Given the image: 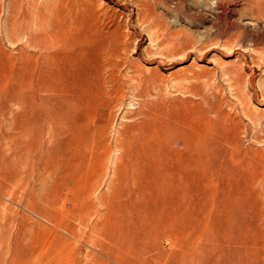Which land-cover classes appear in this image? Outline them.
<instances>
[{
  "label": "rangeland",
  "instance_id": "374dc122",
  "mask_svg": "<svg viewBox=\"0 0 264 264\" xmlns=\"http://www.w3.org/2000/svg\"><path fill=\"white\" fill-rule=\"evenodd\" d=\"M55 1L0 0V264H264L260 0ZM73 5L79 21L63 26L70 45L59 52L57 28L41 24ZM43 37L52 54L79 62V86L103 91L91 107L83 97L89 144L78 151L82 171L67 178L39 162L70 149L54 135L63 108L52 99L57 117L46 122L36 108ZM145 129L148 175L135 165L136 142L119 140ZM213 140L233 154H208Z\"/></svg>",
  "mask_w": 264,
  "mask_h": 264
},
{
  "label": "bare ground",
  "instance_id": "6f19581e",
  "mask_svg": "<svg viewBox=\"0 0 264 264\" xmlns=\"http://www.w3.org/2000/svg\"><path fill=\"white\" fill-rule=\"evenodd\" d=\"M29 1V0H27ZM57 1V0H56ZM55 1V3H56ZM146 1V0H145ZM156 2L160 3V0H155ZM226 1V0H225ZM247 1V0H246ZM62 3V2H61ZM66 3V2H64ZM253 3V2H252ZM161 4V3H160ZM256 4V3H253ZM228 5V4H227ZM231 5V4H230ZM80 6V4H79ZM148 6V5H147ZM146 6V7H147ZM218 6V5H217ZM229 6V5H228ZM258 10L260 13H264V0H260V3L257 5ZM64 7V5H63ZM219 7V6H218ZM228 8V7H227ZM231 10V9H230ZM36 11V10H35ZM257 14V13H255ZM148 15V14H147ZM229 18V17H228ZM231 19V18H230ZM56 20V21H55ZM79 21V14H78V9L77 6L73 5L71 7H67L66 11H58V13L55 12V15H51L48 17L47 22L42 23L41 25L45 27L46 29L51 28L52 26H54L55 28H57L55 30L56 33V43L57 44H61L60 45V51L63 50H67V48L69 47L70 43L68 41L67 38V34L65 33V30L63 29V26H65L66 24H70L72 27L75 25V23L78 24ZM223 21V20H222ZM150 24V23H149ZM75 27V26H74ZM80 27V26H79ZM44 30V31H45ZM36 32V31H35ZM34 32V33H35ZM62 32V33H61ZM45 33V32H44ZM41 34V33H40ZM47 34V33H46ZM39 35V34H37ZM16 36V35H15ZM43 36V34H42ZM47 37V36H46ZM43 37V38H38L37 41L39 44L44 43V45L47 47V50H45L44 53H41V55L37 56V59L35 60V69H34V74H35V80H34V92H35V97H36V108L37 110L40 112L42 119L45 120V122L47 121L46 119H52V121H55L54 117H57L56 115H54L52 112V110L50 109V102L52 99H55L57 101V104L61 106V108H63L62 111V119H61V125L62 127L60 128L58 134L59 135H55V139L59 140L60 142H62V140L65 138L67 140L66 146L69 147L67 148L68 151L65 152V158H61V161H55L52 159H57V158H53L48 156L49 158L46 159H39V162L44 163L43 166H45V170H47V172H55L56 171V166L57 165H61V167L57 169L58 171H61V174L63 175V177L65 176L66 178L70 175L69 173L73 170L75 172H80L82 171L83 168H80L79 170L78 167L81 166V162L83 163V159L80 157V153L79 148H81V151L89 144V140L87 141V139H83L80 140V138L82 137L81 135H83V131L85 132L86 135H88L87 130H85L82 127H79L78 124L82 123L81 121L84 119V114L80 113L81 109H82V104H83V97L88 95L87 98V102L89 104H87L86 106H90L93 105V103L95 102V100L98 98V96L100 97L102 94V89L100 87H93V90L89 87L88 84H84L79 86L77 83H79V72H78V67L80 66L79 62L77 60H71V63H66V55L65 54H57L54 55L51 53L50 51V44L47 42V38ZM72 41V40H71ZM75 42V41H74ZM55 43V44H56ZM77 43V42H76ZM82 43V42H80ZM90 44V43H89ZM242 44V43H241ZM263 44V43H262ZM75 45V44H74ZM79 45V44H78ZM27 46V45H26ZM241 46V45H240ZM258 46V45H257ZM41 47V46H40ZM90 48V46H89ZM249 48V47H248ZM247 48V49H248ZM91 49V48H90ZM255 48H253L254 50ZM257 50H260L264 53V44L262 47L258 46L256 48ZM256 50V51H257ZM108 51V50H107ZM252 51V50H250ZM257 53V52H256ZM259 53V52H258ZM97 54V53H96ZM250 54V53H249ZM251 55V54H250ZM89 56V55H88ZM95 56V55H93ZM259 56V55H258ZM96 57V56H95ZM115 57V55H114ZM90 59V58H89ZM263 59V58H262ZM88 62V61H87ZM87 62H85L86 64H88ZM92 64V62H91ZM94 64V63H93ZM92 66V65H90ZM95 66V65H94ZM100 66V65H99ZM86 67H88L86 65ZM93 67V66H92ZM105 67V66H104ZM109 67V66H108ZM83 68V67H82ZM98 68V66H97ZM101 68V67H100ZM99 68V69H100ZM33 69V68H32ZM110 69V68H109ZM108 69V70H109ZM96 70V69H95ZM94 70V71H95ZM119 71V70H118ZM97 72V71H96ZM103 75V74H102ZM98 76V75H97ZM106 76V75H104ZM116 76V75H115ZM83 77V76H82ZM109 77V76H108ZM107 77V78H108ZM53 79L56 80L57 82L55 84H53ZM110 80V79H109ZM112 80V79H111ZM106 81V80H104ZM119 81V80H118ZM263 82V81H262ZM101 83V82H100ZM99 83V84H100ZM101 86V85H100ZM112 86V85H111ZM110 87V86H109ZM103 88V87H102ZM264 91V89H263ZM91 107V106H90ZM52 111V112H51ZM140 111V110H139ZM76 113V115L78 116V118L76 119L74 114ZM54 116V117H53ZM133 116V115H132ZM148 116V114H147ZM123 117V116H122ZM91 118V116H90ZM67 119H71V122H69ZM125 119V118H124ZM134 120V119H133ZM129 121V120H128ZM60 125V124H57ZM81 125V124H80ZM100 125V124H99ZM85 126V125H84ZM102 127L100 126V129ZM48 128H46L47 130ZM98 128V134L100 131V136L103 133V130H100ZM139 129V128H137ZM164 129V128H163ZM116 130V129H115ZM118 131V130H116ZM54 132V131H53ZM119 132V131H118ZM52 132L49 130L47 132V137L45 138V140L41 141V145L42 148H44L46 146V142L47 140H50L51 134ZM65 134V135H64ZM116 135V134H115ZM132 135V134H131ZM94 136V135H93ZM119 136V135H118ZM92 137V136H91ZM120 137V136H119ZM133 137V136H132ZM116 138H118L116 136ZM75 139H77V142H74L73 144H71V141H74ZM115 139V138H114ZM119 139V138H118ZM123 139V138H122ZM121 140L123 143H121L122 148H127L131 147V143L132 142H136V153L139 154L138 160L136 161L137 164H135L136 166H138V169H141L140 172L143 175H148V168L150 169L153 164H154V156H155V150L152 149L149 146V138L147 137L146 134V129L143 130L141 132V137L138 139H135L136 141H134V139L132 141H127L126 139L123 141ZM35 140V139H34ZM98 140V139H97ZM97 140H94L93 142H97ZM117 140V139H116ZM115 140V142H116ZM37 141V140H36ZM35 142V141H34ZM233 142V141H232ZM119 143V142H118ZM116 142V144H118ZM229 141H223V140H217V141H211L208 142V146L206 148H204L203 150H207L208 154L212 153L215 154L216 156L219 157H223L225 158L227 155H232L233 152L230 151L229 149H227V147L225 146V144H228ZM116 144H114L116 146ZM131 144V145H130ZM183 147H185L186 149L191 145L190 141H186V142H182ZM230 144V143H229ZM65 145V144H64ZM36 147V146H35ZM116 148V147H115ZM35 150V149H34ZM62 150V149H61ZM116 150V149H115ZM119 150V148H118ZM117 150V152H118ZM192 150L193 146H192ZM191 150V151H192ZM64 151V150H63ZM122 151V150H121ZM170 153L168 154V152H165L163 150L162 155H164L166 157V154H168V159H166L167 161H170L171 159V154H173V148H170ZM116 152V151H115ZM27 153V152H26ZM33 153V152H32ZM120 153V151H119ZM63 154V153H61ZM59 155V154H58ZM98 155V154H97ZM60 157V156H59ZM58 157V158H59ZM95 157V156H94ZM175 157V156H174ZM26 158V157H25ZM117 158V157H116ZM121 158V157H119ZM118 158V159H119ZM164 158V157H163ZM187 158V157H186ZM50 159L52 161H50ZM64 159V160H62ZM116 160V159H115ZM184 160V159H183ZM223 160V159H222ZM46 161V162H45ZM56 162L57 165H55L56 163H50V162ZM120 163V160H118ZM117 161V162H118ZM116 161L114 163H117ZM118 163V164H119ZM54 164V165H53ZM114 169L115 168V165ZM119 166V165H118ZM21 167V166H20ZM26 168V167H25ZM43 168V167H42ZM41 168V169H42ZM127 168V167H126ZM125 168V169H126ZM145 168V169H144ZM20 169V168H19ZM113 169V170H114ZM144 169V171H143ZM222 169H225V174L226 171H228V169L232 170V174L235 175L236 172H234V168L229 167L227 165L222 166ZM77 170V171H76ZM134 170V169H133ZM29 171V170H28ZM90 171V170H88ZM107 171V170H106ZM39 172V171H38ZM42 172V170H41ZM115 172V171H113ZM124 172V171H123ZM23 173V172H22ZM40 173V172H39ZM46 173V171H45ZM49 173V175H50ZM88 173V172H87ZM104 173V172H103ZM55 174V173H54ZM115 174V173H114ZM48 175V174H47ZM48 175V177L46 176V178H50V176ZM56 175V174H55ZM123 175V174H122ZM192 176V173L190 174ZM41 176V175H40ZM71 176V175H70ZM39 176H37V180H40L38 178ZM116 177V176H115ZM15 178V177H14ZM132 178V176H131ZM145 178V176H144ZM54 179V178H53ZM114 179V178H111ZM124 179V178H123ZM44 180V178H43ZM60 180V177H59ZM68 180V179H67ZM91 180L92 177H91ZM13 181V180H12ZM20 181V180H19ZM41 181V180H40ZM45 181V180H44ZM50 181V180H49ZM45 182V185L47 184V182ZM52 181V179H51ZM61 181V180H60ZM69 181V180H68ZM67 181V182H68ZM89 181V180H88ZM112 181V180H111ZM189 183L190 182H194V180L192 179H188ZM103 182V181H102ZM113 182V181H112ZM115 182V181H114ZM22 183V182H21ZM20 183V184H21ZM39 183V182H38ZM29 184V183H27ZM42 184V183H41ZM113 183L109 184L112 185ZM139 184V183H138ZM146 184V183H145ZM44 185V184H42ZM50 185V184H48ZM91 185V184H90ZM136 185V184H135ZM15 186V185H14ZM101 186V185H100ZM151 186V185H150ZM19 187V185H18ZM45 186L44 189H48L49 188ZM50 187V186H49ZM140 187V186H139ZM20 188V187H19ZM110 189V188H109ZM112 189V188H111ZM42 190V189H41ZM46 191V190H45ZM44 192V195L46 194ZM111 191V190H110ZM109 191V192H110ZM115 191V190H114ZM118 191V190H117ZM11 193V192H10ZM102 193V192H101ZM115 193V192H114ZM51 194V193H50ZM106 194H108L106 192ZM110 194V193H109ZM113 194V193H112ZM41 195V194H40ZM94 195V194H93ZM100 195V193H99ZM102 195V194H101ZM96 196V195H95ZM11 197V196H10ZM37 198L39 196H36ZM140 197V196H139ZM13 198V197H12ZM30 199V197H28ZM43 198H45V196L43 197L42 195V199L41 197L38 198L41 199L42 201L44 200ZM91 198V197H90ZM108 198V197H107ZM143 198V197H142ZM32 199V198H31ZM97 199V198H96ZM28 200V199H27ZM52 200V199H51ZM116 200V199H115ZM48 201V199H47ZM100 202V201H99ZM45 203V202H44ZM34 203H32L33 206ZM101 205V203H100ZM111 205V203H110ZM32 207L31 205H27ZM43 208V206H41ZM176 207V206H175ZM34 208V207H32ZM46 209V208H45ZM32 210V209H31ZM181 211V210H180ZM182 212V211H181ZM158 222V221H157ZM149 227V226H148ZM29 234V233H28ZM30 237V235H29ZM28 238V237H27ZM1 239V238H0ZM26 239V238H25ZM31 240V239H30ZM25 242V241H23ZM28 242V241H27ZM33 242V241H32ZM25 244V243H24ZM34 244V243H33ZM7 245V244H6ZM28 246V245H27ZM33 246V245H32ZM34 247V246H33ZM156 264V263H154Z\"/></svg>",
  "mask_w": 264,
  "mask_h": 264
}]
</instances>
